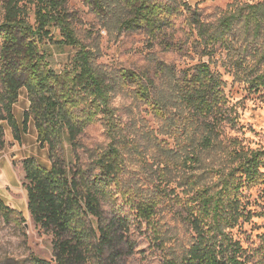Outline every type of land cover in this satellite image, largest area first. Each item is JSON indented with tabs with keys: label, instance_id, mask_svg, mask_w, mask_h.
Listing matches in <instances>:
<instances>
[{
	"label": "trees",
	"instance_id": "obj_1",
	"mask_svg": "<svg viewBox=\"0 0 264 264\" xmlns=\"http://www.w3.org/2000/svg\"><path fill=\"white\" fill-rule=\"evenodd\" d=\"M0 1L4 9L0 20V151L5 147L3 121L11 126L15 139L21 140L22 132H28L33 120L37 140L47 146L51 161V168H46L34 157L23 160L32 219L54 235V261L36 258L35 264H121L125 250L121 245L123 227L129 229L128 220L110 218L105 209L113 194L124 192L120 178L127 166V148L120 140L114 105L115 94L121 88L149 104L155 116L164 120L169 119L172 108H182L199 133L196 136L189 133L190 127L182 128L189 134L185 143L192 144L185 165L188 161L190 166L202 163L203 151H216L222 157L221 165L209 168L217 180L200 183L197 177L189 179L194 193L187 192L190 197L182 214L186 213L184 219L194 232L193 241L163 264H264V234L262 244L248 249L231 233L240 222L264 215V191L260 196L261 212L249 208L251 202L244 192L264 182V147L253 148L238 137L226 135L229 127L236 126L237 115L225 95L221 74L211 66L218 51L231 50L240 30L246 39L244 50L251 44L260 45L264 0H234V6L215 21H205L198 11L188 8L195 32L190 47L199 55V61L179 75L162 61L157 63L155 75L123 68L119 79L98 67L97 49L82 38L69 0ZM84 2L101 18L110 36L142 32L151 46L158 44L167 51L184 49L177 41L174 22L183 9L178 0ZM32 12L34 22L30 21ZM67 48L73 50L70 63L56 70L50 59ZM258 50L259 62L247 74L250 87L255 89L264 86V43ZM236 65L242 68L239 62ZM162 73L167 80L159 84L157 75ZM23 89L29 106L20 126L14 105ZM100 119L107 126L110 142L84 166L77 154L79 138ZM163 162L167 166L166 160ZM162 183L153 193L126 196L125 191L123 196L132 204L135 219L152 225L164 247L169 239L159 231L157 215L161 203L175 197L162 188ZM0 213L6 218L20 215L1 196ZM257 254L259 258H255Z\"/></svg>",
	"mask_w": 264,
	"mask_h": 264
},
{
	"label": "rangeland",
	"instance_id": "obj_2",
	"mask_svg": "<svg viewBox=\"0 0 264 264\" xmlns=\"http://www.w3.org/2000/svg\"><path fill=\"white\" fill-rule=\"evenodd\" d=\"M178 2L183 9L174 22L177 41H181L184 49L169 51L158 44L151 46L148 36L142 32H125L119 37L110 36L103 27L101 18L84 0H69V6L77 17L82 38L97 49L98 67L119 79L123 68L155 75L159 61L173 67L177 75L181 70L195 65L199 61V55L190 47L195 32L192 31L189 22L188 8L198 11L205 21H215L222 12L234 6V0H178ZM29 6L33 8L32 5ZM3 16L4 9L0 1V20ZM34 20L32 12L30 21ZM263 37L259 39L261 46L264 43ZM245 42L246 39L240 30L236 33V43L231 50L218 51L211 61V66L214 71L221 74L225 82V95L237 115L236 126L229 127L226 135L238 137L253 148L264 147V86L258 89L251 88L247 81V74L259 62L258 48L261 46L251 44L248 50H244ZM72 54L73 50L70 48L56 52L50 59L52 66L56 70H62L70 63ZM237 62L242 68H238ZM166 80L167 75L163 73L157 75L159 84ZM118 82L121 83L122 79ZM114 105L117 107L120 124V140L127 148L125 152L127 166L121 174L120 189L126 191V196L138 193L147 195L153 193L155 186L163 180L162 188H167L168 193L175 197L171 201L168 199L161 203L157 215L156 225L165 235L163 238L169 239L164 247L152 225H147L146 222L141 224L135 219V211L132 204L123 196L124 192L120 191L109 198L105 203L107 215L110 218L121 217L128 220L126 222L129 229L123 227L125 235L121 245L125 246V250L120 263L163 264L167 257L175 253L181 254L193 241L194 232L184 219L186 213L182 214L183 206L190 197L187 192L194 193L193 187L188 185L189 179L197 177L200 183L217 180L218 176L210 173L209 168L211 165L216 167L221 165L222 157L216 151H203L200 152L202 163L198 166H190V161L188 165L184 164L192 144L185 143V140H189V134L184 133L182 128L190 127L192 130L189 129V133L196 136H199V133L195 124L188 122L186 113L179 105L172 108L169 119L164 120L155 116L149 104L138 100L124 88L117 90ZM28 106L27 91L23 89L18 102L14 105L20 126ZM2 125L5 147L0 151V155H6L10 163L6 158L0 161V196L7 205L20 212V215L14 213L6 218L0 213V264H35L36 258L54 261V235L32 219L28 209L23 170V160L27 157H34L44 167L51 168L48 148L38 142L33 120L29 123L28 132H22L21 140L15 139L13 129L7 121H3ZM79 140L81 147L77 151L78 157L82 165L88 166L110 142L104 120L100 119L89 125ZM69 152L73 153L70 149ZM5 179L8 180L7 183H4ZM113 188L117 191L115 187ZM263 191L264 182L244 190L251 202L249 208L255 212L263 211L260 205ZM231 233L244 248H257L262 244L264 215H255L249 221L240 222L231 229ZM129 242L133 244V251H130ZM259 257L257 254L255 258Z\"/></svg>",
	"mask_w": 264,
	"mask_h": 264
},
{
	"label": "crops",
	"instance_id": "obj_3",
	"mask_svg": "<svg viewBox=\"0 0 264 264\" xmlns=\"http://www.w3.org/2000/svg\"><path fill=\"white\" fill-rule=\"evenodd\" d=\"M4 158H6L8 161H9V163H10V160L8 159V157L6 156V155H0V161H2V159H4ZM36 159V158H35ZM1 168V167H0ZM8 182V180L7 179H5L4 180V183H7Z\"/></svg>",
	"mask_w": 264,
	"mask_h": 264
},
{
	"label": "built area",
	"instance_id": "obj_4",
	"mask_svg": "<svg viewBox=\"0 0 264 264\" xmlns=\"http://www.w3.org/2000/svg\"><path fill=\"white\" fill-rule=\"evenodd\" d=\"M0 179H1V175H0Z\"/></svg>",
	"mask_w": 264,
	"mask_h": 264
}]
</instances>
